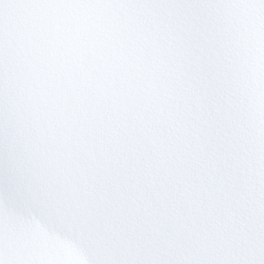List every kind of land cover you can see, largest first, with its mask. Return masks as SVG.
Masks as SVG:
<instances>
[{
    "label": "snow or ice",
    "instance_id": "snow-or-ice-1",
    "mask_svg": "<svg viewBox=\"0 0 264 264\" xmlns=\"http://www.w3.org/2000/svg\"><path fill=\"white\" fill-rule=\"evenodd\" d=\"M0 264H264V0H0Z\"/></svg>",
    "mask_w": 264,
    "mask_h": 264
}]
</instances>
